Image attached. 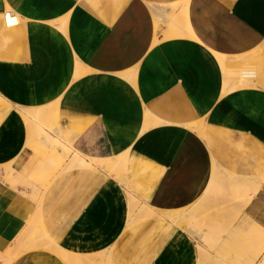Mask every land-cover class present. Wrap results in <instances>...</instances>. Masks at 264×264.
Returning <instances> with one entry per match:
<instances>
[{
  "label": "crops",
  "instance_id": "obj_1",
  "mask_svg": "<svg viewBox=\"0 0 264 264\" xmlns=\"http://www.w3.org/2000/svg\"><path fill=\"white\" fill-rule=\"evenodd\" d=\"M176 1L0 0V95L11 105L0 120V164L21 169L32 153L18 110L55 101L65 137L54 136L47 147L50 164L26 168L38 175L53 167L55 155L63 164L76 153L88 161L58 174L41 200L44 230L65 250H105L109 264H197L194 240L165 213L194 204L215 165L247 180L241 193L256 187L240 228H264V88L222 95L211 52L240 55L261 46L264 0H188L199 42L167 39V22L153 25ZM8 8L20 16L13 28L3 27ZM149 115L155 119L146 126ZM196 123L204 132L191 127ZM125 150L121 177L133 191L129 198L120 178L93 163ZM14 188L1 172L0 251L37 207L28 190ZM144 203L153 212L137 217ZM10 264L66 262L34 248Z\"/></svg>",
  "mask_w": 264,
  "mask_h": 264
},
{
  "label": "rangeland",
  "instance_id": "obj_2",
  "mask_svg": "<svg viewBox=\"0 0 264 264\" xmlns=\"http://www.w3.org/2000/svg\"><path fill=\"white\" fill-rule=\"evenodd\" d=\"M170 4H172V3H170ZM170 4H168V5H170ZM180 10H181V8H180ZM179 14L183 15V11L181 10ZM19 22H20V18H19L18 23ZM187 22H188V18H187ZM157 29H159V27ZM262 46H264V43H262ZM259 47L261 48V46H259ZM259 47L256 48L253 51H250V52L245 53V54H240V55H227V54H223L222 53L225 56L226 55L227 56H232V58L234 59L233 60L234 61L233 64L235 65V66H231V64H229L230 67H229V72H228L229 74H227V77H226L227 80L223 79L224 77H223V73H222V83H224V81L225 82L227 81V82H229V85L232 84L231 86H233V89H229L228 91L234 90V88L236 89V87L237 88L238 87L239 88H241V87H262V88H264V73L262 71V66L260 68H257V69L250 67V66H253V65H254L253 67H255V65H257L259 63L262 65L263 57L260 56V54L262 53V50ZM246 57H248V58H246ZM215 59H216V57H215ZM245 59H247V60L245 61ZM216 61H217V59H216ZM217 63H218V61H217ZM251 64H253V65H251ZM233 67H236L235 68L236 70ZM219 68L221 70L220 66H219ZM237 69L239 71H237ZM230 70H233V71L231 72ZM247 70H249V71L252 70V71H250V73H251L250 78H249L250 80L246 79L247 76H244L242 74L244 71L249 72ZM238 78H239V80L241 79L240 82H239ZM236 80H237V82L239 84L235 82ZM257 82H259V83L261 82L260 84H262V86L260 84H258ZM240 83H241V86H240ZM234 84H237L238 86H235ZM228 91H226V92H228ZM220 93H221V88H220ZM1 97H0V120L3 118V116L7 113V111L11 107L9 102L3 97H2L3 98V100H2ZM51 106L55 107L53 104ZM47 112H49L47 114H49L48 116L50 117V127H52L54 125L53 118L56 121H58V105L56 104V107H55V110H54L56 115L55 114L53 115V113H50V107L47 109ZM20 114H21L23 119L26 118V117L28 119V117H29V116H26L28 114H26V113H24L22 111H21ZM23 114L25 115L24 117H23ZM29 118H31V117H29ZM151 119L153 120V117H151ZM28 120H30V119H28ZM24 122H26V121L24 120ZM192 127H194V125ZM195 129L198 130L199 132L200 131L204 132V127H202L201 123H198L197 126H195ZM26 134H27V130H26ZM30 138H31V144H29V147H30V150L32 151V153H31L28 161L26 162V164L21 169L13 168L9 162L6 163V165L8 164L7 166H10V167H8L9 169H6L4 167L5 163L4 164H0V177H1V172H2V179L6 180V177H5L6 171H9V174L11 176H13V177L11 178L10 183H8V182L7 183L9 185H11L12 187H19L20 186V187H23L25 189L24 185H27L28 182H33L36 185L40 186L41 183L44 182L45 179H47V177L50 178L49 181L51 183V181L58 174L66 171L68 168H71V167H74V166L75 167L85 166L88 163V162H86V164H83L82 161L80 163L77 161V162H71V163H68V164L66 163L67 164V166H66V164L62 163V159L61 158L58 159L57 155H55V158L51 161L53 167L47 169V170L50 171L49 176L46 175V172L43 173L44 171L42 173L40 171V173L38 175H35L34 172L31 173V171L26 168V165L30 164V163L38 164L39 166H41L43 164H46V163L50 164V156H52V154L48 153L49 152V148H47L46 146L43 145L42 141L39 139L38 136H36V134H30L28 136L26 135V140H28ZM51 142H52V145H54V143H56V140L53 138L51 140ZM120 154H121V156L123 155L121 152L115 154L116 156L114 154H112L111 156L107 155V156L111 157V160H112L111 165H108V164L106 165V163H105L108 160L107 156L105 158H101V159H94L93 163L95 165H97V166L103 167L111 175H113L115 177H118L117 175H121L120 173L123 172L122 162L124 161V159L126 157L125 154L127 155V153L124 152V155H123L124 159L122 157H120ZM118 157H120V158H118ZM121 158H122V160L119 161V159H121ZM63 166H65V168H67V169H63ZM214 182H219V181L215 180ZM214 182L212 181L210 183L211 186H208L209 189H211V191L207 187V189L204 192V194H206L208 197H210L212 195L211 197H214V198H217V195H218V196H221L223 198L226 197L229 201H232V205L234 206V208H233L234 210L231 208L232 210L229 213H227V216L225 215V213L222 210H218V211L215 210V212L213 211L214 209L213 210L210 209L209 211H206V210L199 211V210H196L194 208H191L190 206L185 207V209L188 210V212L184 208H182V209H179V210H176V211L167 212V213H165V215L169 214V215H167V218L171 219L172 221L174 219V215L176 216V218H178L177 215H179V217H180V214L182 216L183 215L187 216L188 219H187L186 223L197 224L198 228H201L202 232H204V231L206 232V233H204L205 236H207V237H204L206 243L209 242V240H212L211 241L212 244L214 243L216 245L218 243V241L221 240V243L218 244V245H220L221 248L223 247V249H225V250L222 249V250H220V252H222V251H223V253L226 252V254H225V256H227L226 261L228 260V262H229V260H230V262H229L230 264H238V263L239 264H241V263L242 264H264V239L263 238H260V239H258L256 241H253V244H252V242H250L248 239H245V241H244L242 235L240 236V235H235L234 234L232 236L230 235L231 237L228 235V232L230 230L229 227L234 226V227L240 228V224L245 221L244 217L242 216V212H237L236 208L239 207L240 205H246V203L249 201L252 193L255 191L256 187L251 188V191H247L246 193H241V190L244 189L247 186V182H245L246 184H244L243 186L237 187V189H236V187L234 188V186H233V189H229V192H227V191L224 190V187H228L227 184H225L223 182H222V184H220L221 182H219L218 185H216ZM224 184H225V186H224ZM248 185H249V183H248ZM44 186H45V184H44ZM40 187L42 188V186H40ZM235 194H240V195L242 194L241 198L239 196V198H240L239 201H241L240 205H239V203L236 204V202H235V200L237 199ZM29 196L35 202H37L38 196L34 197L31 193L29 194ZM235 206H236V208H235ZM189 207L191 208L190 209L191 211L188 209ZM34 213H36V212H34ZM34 213H33V215H34ZM191 213H195V214L192 215ZM223 213H224V215H222ZM137 217L141 218L142 216L140 215V216H137ZM188 220H189V222H188ZM229 220H232V221L234 220L233 222L231 221L232 223L230 224V226H229V223H228ZM31 222H32L31 219H28L26 221L24 227L22 228V230L18 234V236L15 238L13 244L11 246H9L6 250L0 251V264H10L22 252H24L26 250H29V249H33V248H30L31 247L30 244L31 243L33 244L32 239L37 236V233L32 228V226L30 224ZM40 222H41L40 226H43L41 220H40ZM201 222H203V223H201ZM210 222L212 223V226H210L211 225ZM186 223L183 222L181 224H178V223H176V224L179 225V227H181L185 231L186 228H187L186 227V225H187ZM205 223H206V228L203 227V226H205ZM208 226H210V228L213 229L212 230L213 233L210 231V228H208ZM252 226L255 228V226L257 227L258 225L255 224V223H250L245 230H242L241 228L240 229L245 232L248 229H253ZM225 227L228 228L229 230L226 229ZM222 229L223 230L225 229V231H222ZM216 230H219V232L216 231ZM214 231H216L217 234ZM225 232H227V233L225 234ZM219 235L222 236V237L219 238ZM224 235H225V238L223 237ZM212 236H213L214 239L210 238ZM49 237H50L49 238L50 239V243L48 245H50V249L52 251L56 252L66 262V264H109V257L104 256L105 254L104 255L102 254L103 251L98 252V253H92V254H78V253H74L72 251H68V250L63 249L62 247L59 246V244L57 242H55L53 240V238L51 236H49ZM190 237L196 243L195 239L191 235H190ZM232 237L235 240H237V241L233 242L234 239ZM226 238L227 239L229 238V239L227 240ZM230 238H232V239H230ZM241 239H242L243 242L241 241ZM231 240H233V241H231ZM227 241H230V242H227ZM247 241H249L250 244ZM245 242H247V245L250 248L251 252L253 251L252 247L253 248H255V247L259 248V251L257 252V254L254 255V257L252 259L248 260V261H244L243 259L246 258L245 260H247V257L251 258L250 256H253L252 254H254V252L251 253L249 251V249H248L249 252L247 250L246 251L248 253H250L251 255L249 254V256H247V257L244 255L246 253V251H244L246 249V248L244 249V245L247 247ZM44 245L47 246V244H44ZM215 245H214V247H215ZM229 251H230V254L228 253ZM236 252H238L239 255H237L238 253H236ZM204 253L206 254V252H204ZM204 253L201 254L200 258H198V256H197V258H198L197 259V264H218V263H216V261H214L210 257L205 258L206 255L203 256ZM101 254L104 256V258L102 256H100ZM233 254H235V256ZM233 256L236 257V260H240L241 262L234 260ZM228 257H230V258L233 257V258L230 259ZM239 257H242V259H237ZM231 260H234L233 263L231 262Z\"/></svg>",
  "mask_w": 264,
  "mask_h": 264
},
{
  "label": "bare ground",
  "instance_id": "obj_3",
  "mask_svg": "<svg viewBox=\"0 0 264 264\" xmlns=\"http://www.w3.org/2000/svg\"><path fill=\"white\" fill-rule=\"evenodd\" d=\"M156 5V4H155ZM161 6V5H160ZM170 6V8H171V11H170V13L169 14H166L164 17H165V19H163L162 17H160V13L158 14V15H156L155 16V23L153 22V25L155 24V27H156V29L158 28V27H160V22L161 21H164V22H167V24H168V26H167V30H166V32H165V34H164V37H176V36H184V37H190V38H192V39H194L196 42H199V39L195 36V34H194V32L192 31V28H191V26L189 25V21L187 22V9H189L188 8V0H179V1H176V2H174V3H172V4H170L169 5ZM159 7V6H158ZM163 7V6H162ZM166 7V6H165ZM183 7V8H182ZM152 8V7H151ZM180 8H181V10L183 11V15H180L179 13H180ZM157 10V9H156ZM155 10V11H156ZM153 13V12H152ZM190 13V12H189ZM162 14V13H161ZM18 15V14H17ZM163 16V15H162ZM18 18H20V16L18 15ZM163 19V20H162ZM57 25V24H56ZM165 25V24H164ZM3 27H4V25H3ZM11 28H13V27H11ZM161 38V37H160ZM166 38H163V39H166ZM162 39V38H161ZM168 39V38H167ZM158 41V40H157ZM154 43H155V41H154ZM202 43V42H201ZM264 46H262L261 45V50H262V53L260 54V56H262L263 57V48ZM260 51V50H259ZM211 52L213 53V55L216 57V59H217V61H218V65L221 67V70H222V73H223V79H225V80H227L226 79V77H227V74H229L228 72H229V67H230V65L229 64H231V66H235L234 64H233V58H232V56H225V55H223L222 53H217V52H215V51H213V50H211ZM246 58H248V57H246ZM261 58V57H260ZM247 59H245V61H246ZM244 61V60H243ZM232 62V63H231ZM257 62V61H256ZM249 63V62H248ZM76 64H77V62H76ZM245 64V63H244ZM243 64V65H244ZM251 65H253V64H251ZM82 66V65H81ZM254 66V65H253ZM253 66H250V67H252V68H255V69H257V68H260L262 65L259 63V64H257V65H255V67H253ZM78 68V67H77ZM80 68V67H79ZM234 69L236 68V67H233ZM85 69V68H84ZM254 69V70H255ZM82 69H80V71H81ZM236 70V69H235ZM253 70V69H252ZM252 70H250V71H252ZM231 72L233 71V70H230ZM237 71H239L238 69H237ZM247 71H249V70H247ZM250 71L249 72H246V71H244L242 74L244 75V76H247V78L246 79H248V80H250L249 78H250V75H251V73H250ZM230 72V73H231ZM76 73H77V75L79 74V72H78V70L76 71ZM75 73V74H76ZM234 73V72H233ZM240 73V72H239ZM255 74V73H254ZM256 75V74H255ZM230 76V75H229ZM254 76V75H253ZM10 78V77H9ZM252 79V78H251ZM257 79V78H256ZM229 80V79H228ZM238 80H239V78H238ZM241 80V79H240ZM240 80H239V82H240ZM224 81V80H223ZM236 83H238L237 82V80L235 81ZM262 82V81H261ZM260 82V83H261ZM258 84H260L259 82H257ZM239 84V83H238ZM243 84V83H242ZM232 84H230L229 85V82H225L224 81V83H222V85H221V93L223 94V93H225L226 91H228L229 89H233V86H231ZM235 86H238L237 84H234ZM261 86H262V84H260ZM240 86H241V83H240ZM239 88V87H238ZM235 89V88H234ZM236 89H237V87H236ZM1 97V96H0ZM1 99L3 100V98L1 97ZM54 102V101H53ZM8 104V103H7ZM55 107H56V104H57V102L55 101L54 103H52ZM52 104H50V113H53V115L55 114L56 115V113L54 112V110H55V107H53V106H51ZM9 105V104H8ZM32 108V107H31ZM19 109H20V107H19ZM25 109V108H24ZM24 109H21V110H18V111H20L19 113H21V111L22 112H24V113H26V114H28V115H26V116H29V117H31V118H29L28 117V119H30V120H28L27 119V117L26 118H24V120L26 121L25 122V126H26V130H27V136L28 135H30V134H36V136H38L39 137V139L43 142V145H45L46 147H50V145L52 144V142H51V140L53 139V137L54 136H59V137H65L64 136V134H63V131H62V129L60 128V126H59V123H58V121H56L54 118H53V121H54V125L52 126V127H50V117L48 116L49 114H47V113H49V112H47V107L46 106H44V105H42V106H36L34 109H32V110H30V111H28V112H26V110L24 111ZM144 111V110H143ZM25 115L23 114V117H24ZM151 117H153V116H151V115H149L148 116V120L146 121V126L149 124V123H151L153 120L151 119ZM155 117V116H154ZM153 117V119H155ZM56 118V117H55ZM57 119V118H56ZM195 123V122H194ZM157 124V123H156ZM198 124V123H197ZM197 124L196 125H194V128H195V126H197ZM200 126V125H199ZM192 127V126H191ZM150 128V127H149ZM199 129V128H198ZM264 130V129H263ZM49 131V132H48ZM201 132V131H200ZM66 139V138H65ZM69 139V138H68ZM67 142V141H66ZM68 143V142H67ZM69 144V143H68ZM71 146V145H70ZM127 150V149H126ZM126 150L125 151H122L121 153L124 155V152H126ZM83 154V153H82ZM123 155L121 156V154H120V157H122L123 159H124V157H123ZM109 156H111V155H109ZM109 156H107V158H108V160L105 162L106 163V165L108 164V165H111V163H112V160H111V157H109ZM116 156V155H115ZM125 156H127L126 154H125ZM86 157V156H85ZM85 157H84V155L82 156L80 153H76V156H74V158L73 159H71L68 163H71V162H81L82 161V163L83 164H86V162H88L86 159H85ZM88 157V156H87ZM120 157H118V158H120ZM122 158L121 159H119V161L120 160H122ZM126 158V157H125ZM91 159H93V157L91 158L90 157V160ZM96 161V160H95ZM67 163V164H68ZM98 163V162H97ZM67 164H66V166H67ZM8 165V164H7ZM6 165V163L4 164V167L6 168V169H9L8 167H10V166H7ZM45 165V167H46V165H48L47 163L46 164H44ZM90 166V165H89ZM48 168V167H47ZM47 168H43L44 170H41L42 172L44 171V172H46V175L47 176H49V174H50V171L49 170H47ZM63 169H67V168H65V166H63ZM62 169V170H63ZM120 174H122V173H120ZM233 174V173H232ZM232 174H229V173H227V172H225L224 170H221L220 168H218L217 167V165H215L214 166V170H213V175L211 176L212 177V181L214 182L215 180H218L219 182H221L220 184H222V182L223 183H225V184H227V186L228 187H230V189H233V186H234V188L236 187V189H237V187H240V186H243L244 184H246L245 182L247 181V180H245L243 177L242 178H239L238 176H235V174L234 175H232ZM118 176V178H120V179H118V181L120 182V183H122L123 184V186H124V188H125V191H126V195H127V197L129 198V197H132V192L133 191H131L130 190V188H129V186L126 184V182H125V180L121 177V175H117ZM246 176V175H245ZM249 176V175H248ZM5 177H6V180H4L5 182H8V183H10V181H11V178L13 177V176H11L10 174H9V171H6V175H5ZM1 178V177H0ZM3 180V179H2ZM50 180V178L49 177H47V179H45L44 180V182H42L41 183V185L40 186H42V188L40 187V186H38V185H36L35 183H33V182H28L27 183V185H24L25 186V189L26 190H28L33 196L35 195V196H38V199H37V202H36V204H37V207H36V210H35V212L36 213H34V215H33V213H32V215L33 216H31L29 219H31V226H32V228L34 229V231L37 233V236L35 237V238H33L32 239V241H33V244L31 243L30 245H31V247L30 248H43V249H48V250H50V245H48L49 243H50V237H49V235H48V233L44 230V228L45 227H43V226H40V220L42 221V219H41V214H40V208H41V199H42V197H43V193H44V191H45V189L47 188V185L49 184V181ZM211 180H210V182H212ZM215 183V182H214ZM44 184H45V186H44ZM224 184V185H225ZM213 185V184H212ZM10 186V185H9ZM209 186H211V185H209ZM208 187V186H207ZM14 188V187H13ZM123 188V189H124ZM227 188V187H226ZM15 189V188H14ZM208 189H209V187H208ZM210 191H211V189H209ZM236 191V190H235ZM240 191V190H239ZM18 192V191H17ZM35 193V194H34ZM227 193V192H226ZM238 193V192H237ZM22 194V193H21ZM24 194V193H23ZM228 194V193H227ZM234 194V193H233ZM226 195V194H225ZM236 195V200H235V202H236V204L237 203H239V205H240V202L241 201H239V199L241 198V195L240 194H235ZM234 195V196H235ZM34 196V197H35ZM212 196V195H211ZM208 197L206 194H202V196L194 203V204H192V206L191 205H189L191 208H194V209H196V210H199V211H203V210H206V211H209L210 209H214L213 211L215 212V210H222L224 213H225V215L227 216V213H229L233 208H234V206L232 205V201H229L226 197H221V196H218L217 195V198H214V197ZM216 196V195H215ZM239 196H240V198H239ZM229 197V196H228ZM231 197V196H230ZM232 198V197H231ZM227 199V200H226ZM233 199V198H232ZM235 199V198H234ZM144 201V200H143ZM130 203H132V202H130ZM147 203V202H146ZM133 204V203H132ZM36 206V205H35ZM131 206V205H130ZM238 206V205H237ZM245 205H240L239 207H237L236 208V206H235V208L237 209V212H242V209H243V207H244ZM151 207V206H150ZM149 207V205H147V204H145L144 203V205H141V210L140 209H138V208H136V209H138L139 211V214L141 215V216H145V215H149V214H151L152 212H153V210L151 209ZM188 208L189 210L191 209V208ZM232 208V209H231ZM130 209V208H129ZM185 209V208H184ZM186 210V209H185ZM234 210V209H233ZM135 211V210H134ZM137 211V210H136ZM183 211V210H182ZM187 212H188V210H186ZM191 211V210H190ZM205 211V212H206ZM228 211V212H227ZM155 212V211H154ZM131 213V212H130ZM133 214H134V212H132ZM173 213V212H172ZM179 213V212H178ZM181 213V212H180ZM224 213L222 214V215H224ZM138 214V215H139ZM192 215L193 214H195V213H191ZM211 214V213H210ZM217 214V213H216ZM167 215H169V214H167ZM166 215V216H167ZM171 216V215H170ZM182 215L180 214V217H179V215H177V217L178 218H176V216L174 215V219H173V222L175 221V223H178V224H181V223H186V221H187V216H185V215H183L182 217H181ZM216 216V215H215ZM172 218V217H171ZM194 221V220H193ZM196 221V220H195ZM230 221V222H229ZM228 221V223H229V226H230V224L234 221H232V220H229ZM232 221V222H231ZM188 222H189V220H188ZM201 223H203V222H201ZM209 223V222H208ZM187 225H186V232H188L194 239H195V241H196V243H195V245H196V253H197V256H198V258H200L201 257V254L202 253H204V252H206V254L204 253V255L203 256H205L206 255V257L205 258H208V257H210V258H212L214 261H216V263H218V264H230L229 262H230V260H229V262H228V260L226 261V258H227V256H225V254H226V252H224L223 253V251L222 252H220V250H222L223 249V247L221 248L220 247V245H218V244H220L221 243V240H219L218 241V243L215 245L214 243L212 244V240H209V242H205V239H204V237H207V236H205V234L204 233H206L205 231L204 232H202L201 231V228H198V225L197 224H190V223H186ZM210 226H212V223L210 222ZM209 225V224H208ZM210 226H208V228H210ZM232 226V225H231ZM203 227H205L206 228V223H205V226H203ZM214 227V226H213ZM212 227V228H213ZM227 227V226H226ZM225 227V228H226ZM253 227V226H252ZM215 228V227H214ZM216 229V228H215ZM226 229H228V228H226ZM230 229V230H229ZM229 232H228V235L230 236H232V235H242V237H243V239H244V241H245V239H248L250 242H252V244H253V241H256V240H258V239H260V238H263L264 239V228L263 227H261L260 225H258L257 227L255 226V228L253 227V229H248V230H246L245 232L244 231H242L240 228H237V227H234V226H232V227H229ZM212 230L213 229H211L210 228V231L212 232ZM209 231V230H208ZM216 231H218L219 232V230H216ZM216 231H214V232H216ZM221 231V230H220ZM222 231H225V229L223 230L222 229ZM208 233V232H207ZM213 233V232H212ZM227 232H225V234H226ZM216 234H217V232H216ZM215 234V235H216ZM244 235V236H243ZM230 236V237H231ZM222 236H220L219 235V238H221ZM224 238H225V235L223 236ZM246 237V238H245ZM210 238H213V236L212 237H210ZM223 238V239H224ZM233 238V237H232ZM232 238H230V239H232ZM214 239V238H213ZM227 239V238H226ZM229 239V238H228ZM227 239V240H228ZM234 239V238H233ZM231 241H233V240H231ZM237 240H235L234 239V241L233 242H236ZM241 241H242V239H241ZM240 241V242H241ZM249 241H247V242H249ZM227 242H230V241H227ZM232 242V243H233ZM243 242V241H242ZM247 242H245L246 243V245H247ZM250 242H249V244H250ZM44 244H47V246L46 245H44ZM214 245H215V247H214ZM232 245V244H231ZM235 247V246H234ZM247 247H248V245H247ZM245 245H244V251H248V249H249V251H250V248L248 247L247 248ZM232 249V248H231ZM234 249V248H233ZM252 249H253V251L252 252H254V254H252L253 256H250L251 258H249V257H247V256H249V254L250 253H248L247 251H246V253L244 254L246 257H247V260H245V259H243L244 261H248V260H250V259H252L253 257H254V255H256L257 254V252L259 251V248L257 247H255V248H253L252 247ZM223 250H225V249H223ZM229 250V249H228ZM105 250H103V252H104ZM231 251V250H230ZM230 251L228 252L229 254H230ZM238 251V250H237ZM102 252V254L104 255V256H106V257H109V253L107 252V251H105L104 253ZM240 252V251H239ZM251 252V251H250ZM251 252V253H252ZM236 253H238V252H236ZM235 253V254H236ZM100 255V256H102L103 258H104V256L103 255ZM235 254H233L234 256H235ZM237 255H239V253L237 254ZM243 255V256H244ZM251 255V254H250ZM23 256V255H22ZM233 256V257H234ZM242 256V257H243ZM233 257H228V258H230V259H232ZM242 257H239V258H237V259H242ZM234 260H236V257H234ZM234 260H231V262L233 263V261ZM236 261H240V260H236ZM241 262V261H240ZM17 263V262H16ZM236 263V262H235ZM239 264V263H238ZM242 264V263H241Z\"/></svg>",
  "mask_w": 264,
  "mask_h": 264
},
{
  "label": "built area",
  "instance_id": "obj_4",
  "mask_svg": "<svg viewBox=\"0 0 264 264\" xmlns=\"http://www.w3.org/2000/svg\"><path fill=\"white\" fill-rule=\"evenodd\" d=\"M2 20L4 27H12L18 24L19 18L14 10L8 8L3 11Z\"/></svg>",
  "mask_w": 264,
  "mask_h": 264
}]
</instances>
